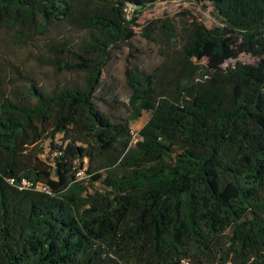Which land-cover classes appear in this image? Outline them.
Masks as SVG:
<instances>
[{
    "label": "trees",
    "instance_id": "1",
    "mask_svg": "<svg viewBox=\"0 0 264 264\" xmlns=\"http://www.w3.org/2000/svg\"><path fill=\"white\" fill-rule=\"evenodd\" d=\"M155 1L0 0L18 37L60 21L80 30L44 42L69 75L0 92V264H111L104 252L124 264H264V0H192L220 23L180 27L168 14L139 21ZM136 26L165 58L125 67L129 113L112 114L102 72ZM242 50L257 60L224 65Z\"/></svg>",
    "mask_w": 264,
    "mask_h": 264
},
{
    "label": "rangeland",
    "instance_id": "2",
    "mask_svg": "<svg viewBox=\"0 0 264 264\" xmlns=\"http://www.w3.org/2000/svg\"><path fill=\"white\" fill-rule=\"evenodd\" d=\"M168 14L173 17V21L179 27L183 21L197 16L207 26L219 24L211 5L196 3L192 0H157L153 4L145 7L139 17L140 22H147L148 19ZM80 30L66 21H60L49 26L46 33H40L38 29L26 31L18 37L17 26H9L7 22L0 23V92L11 95L13 88L25 90V76H34L39 82L50 87L54 77L69 75V73H56L54 67L48 61L49 51L44 46V42L49 39L62 37H76ZM239 44L237 33H231ZM165 58L161 52L158 42L147 39L136 26V34L130 39L129 43H120L111 50L109 58L102 72L103 84L98 94L102 95L100 106L102 109L119 115H128L127 104L128 87L125 79V67L127 65H138L147 70L153 69ZM254 63L257 57L246 51H238L233 58L226 60V64H234L236 61ZM206 59L202 60V63ZM117 97V100H115ZM151 112L143 110L142 114L130 122V129L134 138L138 137V130L148 120ZM57 141L61 135H56ZM45 157L49 149V139L42 141ZM87 176L86 173H82ZM97 188H103L100 181L94 182ZM104 260L111 264H124L121 259L112 253L104 252ZM192 264V263H189ZM196 264H211L206 258L197 260Z\"/></svg>",
    "mask_w": 264,
    "mask_h": 264
},
{
    "label": "built area",
    "instance_id": "3",
    "mask_svg": "<svg viewBox=\"0 0 264 264\" xmlns=\"http://www.w3.org/2000/svg\"><path fill=\"white\" fill-rule=\"evenodd\" d=\"M57 151H52V154H56ZM82 173V170L78 171V174ZM10 181H14V178H10ZM19 187H28V186H31V185H34L33 182L25 177L21 178L20 182H19ZM37 188H40V189H45L47 190V186L42 184V183H37L35 185ZM184 264H188V261L187 260H184Z\"/></svg>",
    "mask_w": 264,
    "mask_h": 264
}]
</instances>
